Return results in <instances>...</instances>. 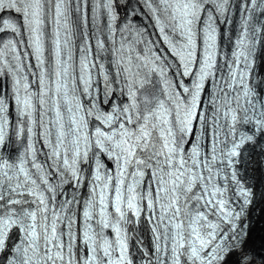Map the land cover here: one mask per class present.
I'll return each instance as SVG.
<instances>
[{
  "label": "snow or ice",
  "instance_id": "6c2138e0",
  "mask_svg": "<svg viewBox=\"0 0 264 264\" xmlns=\"http://www.w3.org/2000/svg\"><path fill=\"white\" fill-rule=\"evenodd\" d=\"M233 6L0 0V264H264V0L235 39Z\"/></svg>",
  "mask_w": 264,
  "mask_h": 264
},
{
  "label": "bare ground",
  "instance_id": "6f19581e",
  "mask_svg": "<svg viewBox=\"0 0 264 264\" xmlns=\"http://www.w3.org/2000/svg\"><path fill=\"white\" fill-rule=\"evenodd\" d=\"M256 225L258 226L253 238V243L255 249L259 251L262 242V236H264V219H262V212L256 218L255 226Z\"/></svg>",
  "mask_w": 264,
  "mask_h": 264
}]
</instances>
